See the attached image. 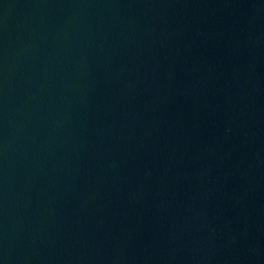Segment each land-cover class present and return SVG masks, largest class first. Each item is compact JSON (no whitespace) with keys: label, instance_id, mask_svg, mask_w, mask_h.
I'll use <instances>...</instances> for the list:
<instances>
[{"label":"water","instance_id":"obj_1","mask_svg":"<svg viewBox=\"0 0 264 264\" xmlns=\"http://www.w3.org/2000/svg\"><path fill=\"white\" fill-rule=\"evenodd\" d=\"M0 264H264V0H0Z\"/></svg>","mask_w":264,"mask_h":264}]
</instances>
